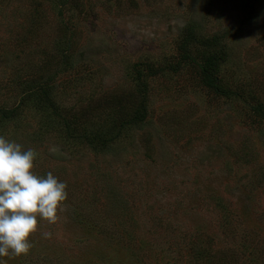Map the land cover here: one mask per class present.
Here are the masks:
<instances>
[{
    "label": "rangeland",
    "instance_id": "374dc122",
    "mask_svg": "<svg viewBox=\"0 0 264 264\" xmlns=\"http://www.w3.org/2000/svg\"><path fill=\"white\" fill-rule=\"evenodd\" d=\"M0 135L68 193L6 264H264V0H0Z\"/></svg>",
    "mask_w": 264,
    "mask_h": 264
},
{
    "label": "clouds",
    "instance_id": "9594fccd",
    "mask_svg": "<svg viewBox=\"0 0 264 264\" xmlns=\"http://www.w3.org/2000/svg\"><path fill=\"white\" fill-rule=\"evenodd\" d=\"M36 155L0 135V264H6L5 257L26 255L38 220L55 223L67 199L64 181L51 171L43 176L35 172ZM42 235L48 238L50 233Z\"/></svg>",
    "mask_w": 264,
    "mask_h": 264
},
{
    "label": "trees",
    "instance_id": "16d2710c",
    "mask_svg": "<svg viewBox=\"0 0 264 264\" xmlns=\"http://www.w3.org/2000/svg\"><path fill=\"white\" fill-rule=\"evenodd\" d=\"M216 64H217V57L216 56H211L210 57V65H209V68L212 67L213 65H216ZM206 67L203 68L204 71H206ZM146 113H147V109H146V107L144 105V107L141 109V113H139V114H137L135 116L134 121L135 122L136 121H142L146 117Z\"/></svg>",
    "mask_w": 264,
    "mask_h": 264
}]
</instances>
